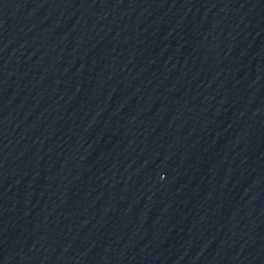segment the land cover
Here are the masks:
<instances>
[{
    "label": "water",
    "instance_id": "95a60500",
    "mask_svg": "<svg viewBox=\"0 0 264 264\" xmlns=\"http://www.w3.org/2000/svg\"><path fill=\"white\" fill-rule=\"evenodd\" d=\"M0 264H264V0H0Z\"/></svg>",
    "mask_w": 264,
    "mask_h": 264
}]
</instances>
